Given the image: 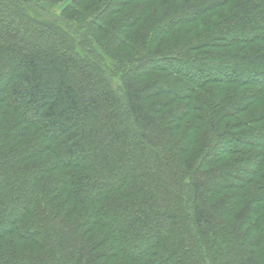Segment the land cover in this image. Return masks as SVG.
<instances>
[{"label": "trees", "instance_id": "16d2710c", "mask_svg": "<svg viewBox=\"0 0 264 264\" xmlns=\"http://www.w3.org/2000/svg\"><path fill=\"white\" fill-rule=\"evenodd\" d=\"M61 1L0 0V264H264V0Z\"/></svg>", "mask_w": 264, "mask_h": 264}, {"label": "rangeland", "instance_id": "374dc122", "mask_svg": "<svg viewBox=\"0 0 264 264\" xmlns=\"http://www.w3.org/2000/svg\"><path fill=\"white\" fill-rule=\"evenodd\" d=\"M70 0H62L60 3H57L55 5H50V4H45L42 3L43 7L49 11H51L52 13H54L55 15H59L61 9L63 8V6H65L67 3H69ZM190 7V5H188ZM191 9V8H190ZM108 63H112L111 61H108Z\"/></svg>", "mask_w": 264, "mask_h": 264}]
</instances>
